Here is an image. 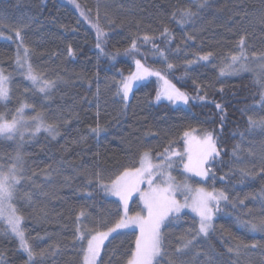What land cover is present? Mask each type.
<instances>
[{"label": "trees", "instance_id": "trees-1", "mask_svg": "<svg viewBox=\"0 0 264 264\" xmlns=\"http://www.w3.org/2000/svg\"><path fill=\"white\" fill-rule=\"evenodd\" d=\"M201 3L0 0V69L9 76L0 116L25 106L34 121L54 129L0 138V167L14 162L21 177L13 203L25 237L35 253H44L35 264H83L90 236L78 240L77 229L95 234L122 217L121 203L102 184L139 167L145 151L170 158L177 172L184 156L172 154L187 145L186 131L196 139L212 133L218 155L209 158L202 184L223 191L228 201L214 210L207 236L196 234L198 219L186 206L171 214L161 226L163 249L154 264H264V233L241 223L264 217V129L248 123L249 116L264 117V0ZM188 8L196 14L184 17ZM96 24L103 31L99 40ZM242 36L247 68L240 70V62L228 68ZM133 40L137 48L130 50ZM25 47L41 76L35 85L16 63ZM136 60L163 74L188 102L156 100L153 78L134 86L125 100L119 89ZM43 81L51 84L40 91ZM136 237L135 230L110 236L98 264H126ZM193 237L189 249L178 253ZM237 244L248 247L237 254ZM0 264H28L27 253L2 224Z\"/></svg>", "mask_w": 264, "mask_h": 264}, {"label": "snow or ice", "instance_id": "snow-or-ice-1", "mask_svg": "<svg viewBox=\"0 0 264 264\" xmlns=\"http://www.w3.org/2000/svg\"><path fill=\"white\" fill-rule=\"evenodd\" d=\"M206 0H202L200 7L204 6ZM83 15V13H81ZM196 13L190 8L183 9L182 15L184 17H192ZM97 30V38L99 40L100 36L103 35V31L98 24L93 25ZM165 32L167 29L165 28ZM19 31L17 30L16 35L19 36ZM150 37L144 36V41H148ZM240 52L239 54L231 55V62L227 65L231 68L237 62H240V70L247 68V65L242 61L248 59L247 54L244 50V37L242 36L239 41ZM100 47V44H97ZM137 48L136 40L132 41L131 49L135 50ZM126 50V51H130ZM157 51H160L157 49ZM163 55V53H161ZM211 53L201 57L203 60H208ZM254 57L255 53L252 54ZM29 49L25 47L23 49V55L17 53L16 63L20 67L27 65V78L32 81V83L38 84L41 81V76L36 74L31 63L28 60ZM167 59L166 57H164ZM264 59V56L260 57ZM190 63V62H189ZM137 72L133 73L127 79L121 82L120 91L123 93V98L128 99V94L132 89L133 82L144 79L148 75H156L161 79H164L166 85L162 93L157 94V100L160 99L161 95L166 97L169 101L176 103L182 101L184 103L188 102L189 97L177 88L170 81L160 76L159 72L152 73L150 69L145 68L139 60H136ZM168 69H172L173 65L168 64ZM223 71V69H222ZM8 77L4 76L3 70H0V99H7L8 88L6 87ZM44 87L40 88V91H44L45 87L50 86V81H43ZM261 103L264 104V94H261ZM219 107V105H217ZM23 108L18 109L17 113H22ZM22 116L18 120L13 117L11 121H8L0 116V135L7 137H12L20 132V124L22 122ZM36 118H34L35 120ZM248 123L252 128L264 129V117L260 119H253L251 116L248 118ZM43 125H38L35 129L39 131V128ZM47 131H54L51 125L46 126ZM97 129H93L96 131ZM184 137L186 138L188 148H187V162L184 164V168L188 172L195 173L197 176H206L208 170L205 169L204 165L208 162L210 157L218 155V150L216 147V142L213 139L211 132L206 133L201 139H196L195 137L190 138L189 132H184ZM196 144V153L193 154L192 144ZM174 156H182L181 153H173ZM19 159V157H17ZM164 163L154 165L151 159V153L145 151L140 156L139 167L125 168L122 172L115 176L111 180L110 185L102 184L106 191L111 192L115 196H118L124 207V216L115 223L114 227H110L107 231H96L95 234H91L92 230L88 229L87 233L81 232L80 228L77 229L81 234L77 237L78 240H83L86 235L90 236L87 239L86 249L83 251V264H98L97 257L100 256L101 247L104 245V241L108 239L109 234L115 232L117 229L126 228L130 225L139 226L140 234L136 237L135 248L130 253L126 264H154L162 253L163 249V238L161 235V225L164 223L165 219L169 217L170 214H179L181 209L188 205H181L175 198L174 192L178 190V186H174L169 183L167 186L161 187L156 185V179L164 176V169L166 167H171V160L167 157H161ZM16 167L12 166L9 168L7 173L0 172V221H4L6 230L10 231L19 238L21 242V248L27 252L28 264H35L37 256L43 257L44 253H35L32 246L27 242L25 233L22 229V217L17 214V210L12 204L14 198V192L16 186L20 183L21 177L16 175ZM99 176V174H97ZM172 178L169 176L168 180ZM147 183V190L141 191L140 185L142 183ZM187 187V186H185ZM140 192L141 200L144 203V208L146 209L147 215L143 216L137 213L135 216L129 217L128 212V200L132 193ZM261 195L264 196V190H262ZM228 201V196L224 192L213 193L206 192L203 189L198 190L197 196L193 199L192 210L197 213L199 217V227L197 230V235L203 234L207 236L210 229L214 228L213 216L214 210L219 211L220 202ZM243 204V201L240 202ZM80 216H84L85 213L81 211ZM251 216V210L247 213ZM79 219V217H78ZM245 228L250 229L253 233H264V217L257 219H249L246 221H241ZM187 239L184 241L183 246L177 248V252L186 251L192 245L193 240ZM247 248L248 245L237 244L235 251L239 254V250ZM251 247H256L255 244ZM234 251V249H229V252ZM207 255V254H205Z\"/></svg>", "mask_w": 264, "mask_h": 264}, {"label": "rangeland", "instance_id": "rangeland-1", "mask_svg": "<svg viewBox=\"0 0 264 264\" xmlns=\"http://www.w3.org/2000/svg\"><path fill=\"white\" fill-rule=\"evenodd\" d=\"M21 69V71L23 72V74L26 75L27 73V65H25L24 67H20L19 66V70ZM1 70V69H0ZM137 72V65L135 64V69L133 72H131L130 74H128L125 79H127L129 76H131L133 73ZM152 73H155L156 71H153L151 70ZM4 76L8 77V80H7V83H6V87L8 88L9 90V76L6 75L4 72H3ZM160 76L167 79L163 74L160 73ZM149 78H153L155 81H156V85H157V94L158 93H162L163 90L165 89L166 85L164 83V79H161L160 77H157L156 75H148L147 77H145L144 79H141V80H138V81H134L133 82V86H136L138 85L140 82H143ZM124 79V80H125ZM168 80V79H167ZM169 81V80H168ZM132 90V89H131ZM131 91L129 92L128 94V97L130 95ZM157 94H156V97H157ZM4 99H0V101H2ZM157 100V98H156ZM159 100H168L166 97H164L163 95H161L160 99ZM174 104H184V102L182 101H178ZM23 108V111L22 113L18 114L17 111L15 112V114L11 115V117H6L4 119L8 120V121H11L13 119V117H16L18 120L21 118L22 116V122L20 124V132L15 134L14 136L12 137H7V136H4V135H0V138L1 139H12V138H15L19 135H22V134H25V133H30V135L32 133H36L38 131H36L35 129L37 128L38 125H43L41 122L39 121H34V118H31L28 116L27 112H26V108L25 106L22 107ZM21 109V108H19ZM41 130H44V131H47L46 130V126H41L39 128V131ZM191 138V137H190ZM196 144L193 143L192 144V149H193V154L195 155L196 153ZM187 148H188V144L185 146V148L181 151H177L176 153H181V154H184V160L181 162L179 168L177 169V172H174L172 171V166L171 167H166L164 169V176L163 177H160L158 179H156V185H159L161 187H164V186H167V184L171 183L173 184L174 186H178V190L174 192V198L181 204V205H188L186 206L198 219V223H199V217L197 215L196 212H194L192 210V207H190V205H192L193 203V199L197 196L198 194V190L200 189H203L204 191L206 192H213V193H219V192H223L221 190H218V189H208L204 186V181L206 180V176H197L195 173H192V172H188L185 168H184V164L187 162V159H188V156H187ZM174 156V155H172ZM151 159H152V163L154 165L156 164H161V163H164L165 161L160 158H154L151 156ZM14 160V159H13ZM12 166H14V162L13 164H10V165H7L5 167H0V172H4V173H7L9 168H11ZM205 169H207V163L204 165ZM17 169V168H16ZM16 175L18 176V173L16 171ZM171 177L172 179L171 180H168V177ZM192 180H197L201 183L197 184V185H192ZM106 185H110V183H106ZM187 186V187H185ZM148 188L147 186V183H142L140 185V189L141 191H146ZM108 193H110L112 196L116 197L119 202L121 203V207H122V217L124 216V207H123V204L122 202L120 201L119 197L118 196H115L114 194H112L111 192L107 191ZM224 202L223 200L220 202L222 203ZM12 204L14 205L13 203V200H12ZM134 205V207H136V210L135 211H132L131 210V206ZM15 207V205H14ZM185 207H183L182 209H184ZM181 209V210H182ZM137 213L143 215V216H146L147 215V212H146V209L144 208V203L143 201L141 200V197H140V192H134L132 193L131 197L129 198L128 200V212H127V215L129 217H132V216H135ZM18 214V213H17ZM171 215V214H170ZM169 215V216H170ZM121 217V218H122ZM167 219V218H166ZM165 219V220H166ZM5 223L4 221H0V224L4 225L5 226ZM162 226V225H161ZM114 227V226H113ZM125 230H135L137 232V236L140 234V230H139V226L137 225H130L126 228H122V229H117L115 232L113 233H110L109 234V237L112 236L113 234L117 233V232H120V231H125ZM211 230V229H210ZM107 231V230H106ZM210 232V231H209ZM10 233V231H9ZM11 234V233H10ZM13 235L17 241H18V244H19V247L22 251H24L23 248H21V242L19 240L18 237H16L14 234H11ZM94 235V234H93ZM203 235V234H201ZM205 236V235H203ZM108 237V238H109ZM90 238V237H89ZM88 238V239H89ZM107 240V239H106ZM106 240L104 241V243L106 242ZM86 247H87V242H86ZM103 247V246H102ZM102 247H101V250H102ZM25 252V251H24ZM27 253V252H25ZM101 253V252H100ZM99 257H97V261H98Z\"/></svg>", "mask_w": 264, "mask_h": 264}]
</instances>
